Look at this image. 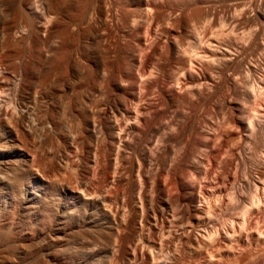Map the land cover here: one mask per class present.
Returning a JSON list of instances; mask_svg holds the SVG:
<instances>
[{
  "label": "bare ground",
  "instance_id": "bare-ground-1",
  "mask_svg": "<svg viewBox=\"0 0 264 264\" xmlns=\"http://www.w3.org/2000/svg\"><path fill=\"white\" fill-rule=\"evenodd\" d=\"M254 230L264 0H0V264H264Z\"/></svg>",
  "mask_w": 264,
  "mask_h": 264
},
{
  "label": "rangeland",
  "instance_id": "rangeland-1",
  "mask_svg": "<svg viewBox=\"0 0 264 264\" xmlns=\"http://www.w3.org/2000/svg\"><path fill=\"white\" fill-rule=\"evenodd\" d=\"M237 214H238V213L236 212V214L233 216V218H235V220H238V218L240 219V218L242 217V215H241L240 213L238 214V216H237ZM222 215H224V214H222ZM222 215H220V216L223 218V221H225V220H229V223H230V221L233 220V218H232V220L229 219L228 215H224V217H223ZM239 215H240L241 217H239ZM220 216H218L219 218H218V217H216V218H218V219L221 220V217H220ZM226 216H227V218H226ZM183 218H184V221L186 222V221H187V217H186V216H185V217L182 216V219H183ZM185 219H186V220H185ZM224 219H225V220H224ZM176 220H177V219H176ZM220 220H218V222H221V221H222V220H221V221H220ZM252 220H253V219H252ZM176 222H177V221H176ZM186 223H187V222H186ZM169 229H170V228H169ZM171 229H174V231L171 232V231H172ZM171 229H170V231H169L168 228H167L169 234H168L167 230L160 231V233L157 234V235H153V234H151V236H152V237H155V239L158 238L157 241H159V242H158V246H156V249L158 250V252H163V251H164L163 249H166V248H167V243H168V241H169V239H167V238H168V237L170 238V234L172 233L171 235H173V234L175 235V231H176V229H175L174 227H172ZM163 232H164V234H163ZM243 233H244V235H243ZM243 233H238L239 235L236 234V236L238 235L237 237H239V236H242V235H243L246 239H248V238L251 236L252 238H251V237L249 238V241L251 242V244L248 243V245H252L251 248H255V249H256V248L259 247V246H257V245H260V244H261V246H264V245H262V244H263L262 242H264V240H262V239H264V237H263L262 235H257V234H258V231H255V230H254V231L252 232L253 235H252V234H249V237H248V238L246 237V236H248V233H247V234H246L245 232H243ZM162 234H163V235H167V236H165L166 239H165L164 237H161ZM158 235H159V236H158ZM245 235H246V236H245ZM175 236H176V235H175ZM257 237H258V238H257ZM262 237H263V238H262ZM161 238H164L166 241H165V240H164L165 242L162 241L163 239H161ZM261 238H262V239H261ZM159 239H160V240H159ZM250 239H251V240H250ZM161 241H162V242H161ZM252 241H254V242L252 243ZM160 242L163 243L164 246H165L166 248H165L164 246H162L163 244H160ZM165 243H166V244H165ZM258 243H259V244H258ZM256 244H257V245H256ZM253 245H254V246L256 245L257 247H254ZM226 246H227V247H226ZM226 246H225V244H223V248L228 249L229 246H230V249H228V250H229V251L232 250V249H231V245H229V246L226 245ZM162 247H164V248L160 251V249H161ZM223 248H222V249H223ZM226 249H225V251H224V249H223V251L221 250V252H222L223 254L226 253V254H227V257H228V255H229L230 252H228V250L226 251ZM235 251L239 252V250H235ZM246 254H247V253H246ZM246 254L243 256V258L246 257ZM198 257H199V259L196 257L197 260L192 261L193 259H195V258H193V259H191L190 262H191V263H192V262H193V263L195 262V263L197 264V263H199V262H209V259H210L209 256H208V257L206 256L205 259H204V258L201 259L200 256H198ZM249 257H250V255H249ZM246 259H249L248 256L245 258V261H246ZM250 259H251V258H250ZM250 259H249V261H247V263H249V264L251 263V262H250ZM198 260H199V261H198ZM201 260H202V261H201ZM197 261H198V262H197ZM218 261H219V260H218ZM245 261H244V263H246ZM195 263H194V264H195ZM252 263H253V262H252Z\"/></svg>",
  "mask_w": 264,
  "mask_h": 264
}]
</instances>
